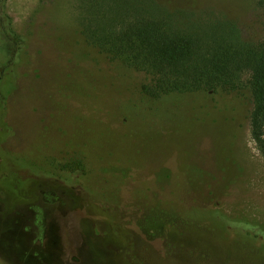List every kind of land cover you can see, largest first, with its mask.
<instances>
[{"label": "rangeland", "instance_id": "rangeland-1", "mask_svg": "<svg viewBox=\"0 0 264 264\" xmlns=\"http://www.w3.org/2000/svg\"><path fill=\"white\" fill-rule=\"evenodd\" d=\"M158 1L193 21L232 22L247 41L264 40V9L257 0ZM6 10L25 44L17 89L8 101L12 134L2 145L16 159L0 163V197L5 195L0 205L7 210L17 195L34 194L21 176L2 174L27 162L81 167L89 176L82 184L85 211L65 208L62 196L44 191L48 209L0 215L4 260L250 264L244 242L229 239L215 225V230L196 228L186 252L168 250L162 239H150L145 226L139 227L143 222L158 230L179 214L194 218L207 209L264 230V156L252 138L247 109L229 112L236 117L229 131L195 124L181 102L130 98L140 94L143 77L122 80L120 67L107 66L85 43V0H7Z\"/></svg>", "mask_w": 264, "mask_h": 264}, {"label": "trees", "instance_id": "trees-1", "mask_svg": "<svg viewBox=\"0 0 264 264\" xmlns=\"http://www.w3.org/2000/svg\"><path fill=\"white\" fill-rule=\"evenodd\" d=\"M257 1L264 9V0ZM6 5L7 0H0L2 164L16 159L6 153L2 145L12 134L6 121L8 101L17 89L18 67L25 44V39L13 28ZM85 6L88 14L82 21L85 43L99 51L107 66L120 67L121 72L118 73L122 80L138 82L136 78L143 77L140 94L128 97L181 102L195 124L220 125L228 127L229 131L233 127V119H236L231 118L229 112H243L246 108L252 138L264 156V40L258 44L245 40L232 22L204 24L193 21L190 15L172 12L158 0H85ZM247 105L251 108L248 109ZM238 115L240 118L243 116ZM88 128L93 135V129ZM2 174L21 176L34 189L33 195L26 191L17 195L10 209L0 205L2 219L19 210L48 209L49 205L42 196L44 191L62 196L65 208L85 211L82 199L87 189L82 184L89 175L84 168L57 169L27 162L13 172L4 171ZM4 199L3 194L0 202ZM205 210L207 214L201 211L194 218V214L191 218H187V214H179L172 224H163L158 230L143 222L139 227L145 226L141 229L150 239H162L168 250L186 252L192 249L189 237L196 228L206 226L215 230L216 226L228 234L229 239L244 242L241 249L251 259L250 264H264L263 229L215 210ZM200 216L202 224L199 223ZM184 237V241L181 240ZM2 256L8 260L2 254L0 264H8ZM237 263L241 262H232Z\"/></svg>", "mask_w": 264, "mask_h": 264}]
</instances>
